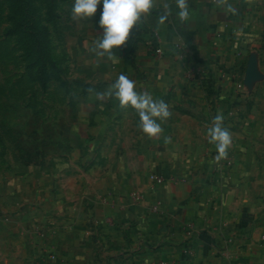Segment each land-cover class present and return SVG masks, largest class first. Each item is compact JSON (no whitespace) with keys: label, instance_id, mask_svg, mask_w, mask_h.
<instances>
[{"label":"crops","instance_id":"crops-1","mask_svg":"<svg viewBox=\"0 0 264 264\" xmlns=\"http://www.w3.org/2000/svg\"><path fill=\"white\" fill-rule=\"evenodd\" d=\"M72 6L60 71L36 91L0 45V264H264V0H187L186 20L155 0L111 58L93 51L102 5L83 19ZM121 72L169 104L158 136L97 99ZM217 112L233 141L219 161Z\"/></svg>","mask_w":264,"mask_h":264},{"label":"clouds","instance_id":"clouds-1","mask_svg":"<svg viewBox=\"0 0 264 264\" xmlns=\"http://www.w3.org/2000/svg\"><path fill=\"white\" fill-rule=\"evenodd\" d=\"M100 5L102 8L97 23L102 35L94 42L93 51L99 56L107 54L111 58L115 49L129 40L134 26L143 28L142 20L154 8L155 0H73L71 16L73 19L93 18ZM176 6L179 18L188 19L187 0H176ZM165 18L166 14L161 16V20ZM105 95L114 96L123 108L134 109L138 116V128L149 137L161 134L162 121L172 115L166 101L156 99L147 89H140L136 81L123 72L111 82L107 93H96L99 100H103ZM224 119L223 113L217 112L206 133L209 143L215 145L217 161L228 157L233 142L231 131L224 126Z\"/></svg>","mask_w":264,"mask_h":264},{"label":"rangeland","instance_id":"rangeland-1","mask_svg":"<svg viewBox=\"0 0 264 264\" xmlns=\"http://www.w3.org/2000/svg\"><path fill=\"white\" fill-rule=\"evenodd\" d=\"M62 0H0V45L13 46L16 61L30 65L31 91L43 87V70L51 69L59 48ZM69 10L64 5L63 12ZM57 27V30H55ZM29 48V49H27ZM264 69V68H263Z\"/></svg>","mask_w":264,"mask_h":264},{"label":"built area","instance_id":"built-area-1","mask_svg":"<svg viewBox=\"0 0 264 264\" xmlns=\"http://www.w3.org/2000/svg\"><path fill=\"white\" fill-rule=\"evenodd\" d=\"M160 34L158 30H152L149 35V40L147 41V45L155 51L156 54L162 53V48L160 46ZM202 72L199 68H191L186 72V77L193 83H198L201 80ZM159 180H162V178L157 177ZM189 253L190 250H187ZM56 255L51 253L50 258L55 259Z\"/></svg>","mask_w":264,"mask_h":264},{"label":"trees","instance_id":"trees-1","mask_svg":"<svg viewBox=\"0 0 264 264\" xmlns=\"http://www.w3.org/2000/svg\"><path fill=\"white\" fill-rule=\"evenodd\" d=\"M27 49H29V48H27ZM29 67H30V65H29ZM50 70H54V71H60V68H59V66H58V61H56L55 60V64H54V66L51 68V69H49L48 71H50ZM48 71H46V70H43V76H42V84H44V82H45V76H46V74L48 73Z\"/></svg>","mask_w":264,"mask_h":264}]
</instances>
